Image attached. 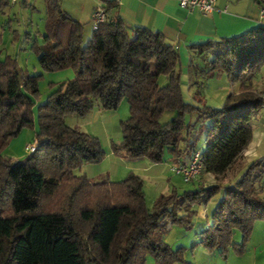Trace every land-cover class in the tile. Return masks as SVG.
<instances>
[{
    "label": "trees",
    "instance_id": "16d2710c",
    "mask_svg": "<svg viewBox=\"0 0 264 264\" xmlns=\"http://www.w3.org/2000/svg\"><path fill=\"white\" fill-rule=\"evenodd\" d=\"M45 1L44 44L35 43L33 50L43 70L71 69L75 77L52 83L53 91L38 102L41 78L29 76L12 55L2 59L0 48V264H191L186 247L172 248L165 235L170 225L192 228L199 208L220 193L200 243L224 257L231 247L243 254L254 223L264 220V156L243 165L235 181L225 179L243 159L264 107L255 83L264 66V24L189 45L210 57L208 70L190 57V85L200 68L207 77L223 72L239 87L214 107L200 93L195 102L186 101L178 46L161 32L128 28L113 14L118 2L104 1L107 18L84 42V23L60 0ZM255 1L264 9V0ZM7 4L0 0V7ZM94 99L109 110L124 99L129 104L122 141L112 143L115 155L156 164L167 152L185 164L201 150L202 173L216 182L173 187L149 207L145 181L136 173L118 181L77 174L106 156L98 136L66 122L70 115L87 116ZM169 111L176 116L162 122ZM28 127L36 129L35 151L21 160L5 155ZM236 230L243 234L241 244L233 241Z\"/></svg>",
    "mask_w": 264,
    "mask_h": 264
},
{
    "label": "rangeland",
    "instance_id": "374dc122",
    "mask_svg": "<svg viewBox=\"0 0 264 264\" xmlns=\"http://www.w3.org/2000/svg\"><path fill=\"white\" fill-rule=\"evenodd\" d=\"M8 4L0 7V35L2 37L0 48L2 50L1 58L7 55L16 57L20 67L32 77H40V99L38 102L46 100L47 96L53 91L52 83H60L73 79L75 72L71 69L47 72L42 69L39 63V56L33 50V45L44 44V35L46 29V1L45 0H7ZM103 4L104 0H60L63 9L68 11L74 17L81 15V12L92 7ZM84 23V42L87 41L92 32V25L86 18L81 17ZM91 25V26H90ZM195 64H199L202 70L209 69V55L195 56ZM189 62V61H188ZM188 62L182 60V89L186 101L195 102L199 97L214 107L221 105L219 95L230 92L232 83L225 73L217 72L212 78L207 77L200 68L197 69V75L193 77L192 84L189 83L187 73ZM259 77L256 80V86L264 95V66ZM165 78H161L164 82ZM220 94H216V93ZM197 96V98H195ZM225 98V96H224ZM223 98V99H224ZM129 104L124 99L117 109H102L100 102L94 99V106L87 116L70 115L66 117V122L78 128L79 130L91 133L100 138L101 144L106 151L105 158L99 163H86L76 170L79 175H87L92 181H101L110 179L118 181L125 178L133 172L140 175L145 181L146 202L149 207L153 206L154 201L160 194H166L175 186L179 190L195 189L201 180L205 183L216 182L212 175L202 172L194 182H185L183 178L172 170L170 165L173 162V156L166 152L165 161L162 163H153L148 158L140 161L142 166L134 169L130 158L115 155L112 150V143L122 141V124L129 117ZM176 116L175 111L166 112L162 117V122H167ZM36 139L35 128H24L21 133L15 137L10 145L5 149L4 154L14 160L24 159L30 154L27 146ZM203 146V140L199 141ZM263 157V155L261 156ZM259 157V158H261ZM258 159V158H256ZM246 160L241 159L227 174L225 183L235 181L239 176V171H243V165L246 166ZM139 163V164H141ZM152 164L151 168H146ZM176 165V164H175ZM245 168V167H244ZM168 181V182H167ZM171 183V184H168ZM261 192L264 196V180L261 183ZM222 194H218L212 201L206 205L207 210L201 217L198 214L194 220L192 228L188 229L180 225H170L165 239L172 248L177 249L180 246L186 247L185 259L191 264H264V220H257L251 230L248 240L245 241V252L237 254L231 247L227 257L222 256L217 250L209 251L200 243V233L207 226L214 206L221 199ZM202 207V208H205ZM233 241L241 244L243 234L240 230L234 233Z\"/></svg>",
    "mask_w": 264,
    "mask_h": 264
},
{
    "label": "crops",
    "instance_id": "0c3cea01",
    "mask_svg": "<svg viewBox=\"0 0 264 264\" xmlns=\"http://www.w3.org/2000/svg\"><path fill=\"white\" fill-rule=\"evenodd\" d=\"M96 3L95 1L88 10L82 9L80 16H72L79 21L84 20L81 17L86 18L92 25ZM217 7L214 12L204 13L199 9H184L178 0H121L113 14L120 15L130 29L144 26L161 32L168 41L178 46L182 60L186 63L190 57L195 61L197 56L195 51L189 49V45L209 39L236 36L264 24L260 16L261 7L255 0H218ZM238 90L237 85H232L230 92ZM230 92L219 95L220 103ZM262 155L264 156V109L254 118V137L244 152L243 160H246L247 165ZM140 160L142 159L130 158V162L136 163L131 164V167L141 168L142 163L137 162ZM175 164L177 163L173 161L170 165ZM151 165L146 168H151ZM206 210V207L199 208L198 214L202 217Z\"/></svg>",
    "mask_w": 264,
    "mask_h": 264
},
{
    "label": "built area",
    "instance_id": "2783aa9c",
    "mask_svg": "<svg viewBox=\"0 0 264 264\" xmlns=\"http://www.w3.org/2000/svg\"><path fill=\"white\" fill-rule=\"evenodd\" d=\"M104 1H115L120 2L121 0H104ZM182 8L187 10L199 9L204 13H210L217 10L218 0H178ZM260 16L262 22H264V9L261 8ZM107 18L106 9L103 4L96 6L93 12V29H97L101 23ZM264 109V107H263ZM37 147V138L32 144L27 146V150L31 153L34 152ZM203 169V156L202 151H193L188 162L185 164H176L172 166V170L180 175L184 181L191 182L195 180Z\"/></svg>",
    "mask_w": 264,
    "mask_h": 264
}]
</instances>
